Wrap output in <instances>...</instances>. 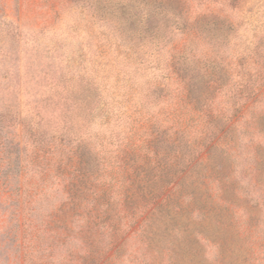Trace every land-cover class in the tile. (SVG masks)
Listing matches in <instances>:
<instances>
[{
    "label": "rangeland",
    "instance_id": "rangeland-1",
    "mask_svg": "<svg viewBox=\"0 0 264 264\" xmlns=\"http://www.w3.org/2000/svg\"><path fill=\"white\" fill-rule=\"evenodd\" d=\"M181 1L188 9L184 16L188 25L208 33L207 38L201 35L200 39L187 40V35L175 28L186 22L184 18L179 23L163 7L152 6L147 27L158 25L163 29L156 32V41L149 42L153 33L141 21L142 10L122 8L123 0H0V264H67L68 258L80 262L78 257L87 247L77 236L66 237L76 235L78 230L86 232V225L80 226L83 220L73 216L72 200H68L71 183H77L79 170L99 174L101 180L113 184L123 180L121 175H114L115 171L126 169L134 171L133 175L141 172L129 164L117 166L116 154L126 136L140 142L144 131L162 135V144L168 136H176L180 145H173L172 154L180 149L184 158L199 154L196 160L203 163L192 166L194 159L190 164L193 170L185 178L186 190L182 193L184 202L187 195L195 194L194 204L189 202V208L184 203L181 207L170 204V212L165 207L150 224H143L144 195L134 185L118 197L114 186L111 200H107L110 221L118 224L122 209L130 206L135 208L137 218L127 227L124 251L108 264L139 257L144 251L141 226L145 228L142 234H154L152 246L156 249L174 242L179 233L192 239L194 232H202L212 240H203L201 246L194 240H176L177 251L187 250L185 256L181 254V264H214L219 254L217 242L225 243L222 264H243L247 242L238 232L248 214L244 208L252 210L260 225L264 222L260 199L264 192L250 184L258 178L264 189V175L258 170H264V136L246 135L242 130L264 107V102L258 101L264 96V86L258 92V102L250 100L238 112L242 116L226 124V128L232 127L228 137L217 143L222 134L212 139L201 112L208 102L203 97L213 96L205 83L208 77L201 75L206 65L199 62L198 67L192 56L193 52L200 55L201 50H212L221 64L214 62L212 66L216 65L227 83L250 76L252 82L264 67V0ZM170 4L179 10L176 0H170ZM36 45L42 49L39 54ZM181 70L187 73L185 78L192 76L191 96L182 88L185 79L177 73ZM45 72L50 77L44 78ZM72 77L75 80H69ZM50 78L54 82L67 80L62 84L68 88L80 84L82 90L62 92L61 87L49 82ZM215 98V104L224 107L228 115L234 113L233 102L224 101L227 97L223 91ZM133 119L140 124L129 130ZM146 122H153L151 130ZM232 140H237L240 151L236 157L220 148L208 153L204 147L210 142L218 146ZM37 141L42 150L57 148L36 154ZM80 143L85 144L82 147L90 166H73L74 162L72 166H49L61 156L63 148L68 150ZM97 156H110L114 166L99 162ZM258 156L262 161L256 164ZM141 176L138 182L142 184ZM222 176L224 196L238 204L233 208L220 209L214 196L220 193L218 180ZM204 180L209 188L201 183ZM247 190L248 198L244 195ZM208 210L212 211L202 220ZM18 222L25 233L20 239ZM20 244L24 246L21 250ZM35 244L37 249H32ZM100 246L104 248L100 240L96 241L95 247ZM23 252L27 255L21 261ZM109 255H115L113 250Z\"/></svg>",
    "mask_w": 264,
    "mask_h": 264
},
{
    "label": "trees",
    "instance_id": "trees-1",
    "mask_svg": "<svg viewBox=\"0 0 264 264\" xmlns=\"http://www.w3.org/2000/svg\"><path fill=\"white\" fill-rule=\"evenodd\" d=\"M89 1L100 2V0ZM123 1L124 2H122V8H136L142 10L143 14L141 16V21L142 23L144 22L143 24L145 28H147L149 31L151 30L153 33L149 36V42L156 41L154 39L156 37V32L163 29L162 26L158 25H151L150 27H147L154 10L152 6L154 8L163 7L166 13H168V16L175 18L179 23H181L179 19L184 18L185 13L188 11V9L184 8L181 0H176L179 6V10H177L178 8L171 7L170 0ZM184 21H186L184 24H177L175 28L181 30L182 33L187 35V40L188 38L200 39L201 35H204L203 37L207 38L208 33L202 30L200 31V28H197L194 25H188V19L184 18ZM39 47L40 45H36L35 47L37 54H39L40 50L42 51V49H40ZM193 53L194 54L192 57L197 60L195 61L197 62L196 65L199 67V62H203L206 65L204 71L209 70L208 75L204 73V71L201 73V75L202 77H208L206 78L205 83L207 89L212 91L213 96L203 97V99L207 100L208 102L205 103V108L201 112H203V117L206 118L205 124L207 123L206 126L210 131V134L212 135V139L218 134H222V136L218 137V139L216 140V142L218 143L220 140L227 138L229 135L228 132L232 130V127L226 128V124L228 122H231L235 118V121L240 118L242 114L238 115V112H241L250 100H253V102H255L258 99V92L261 90V87L264 86V67L260 68L259 73L256 74L257 76L254 80H252V82L249 81V79H251L250 76V78H248L247 80H235L233 83L229 82V84L225 81L222 74H219V71L216 70L217 63L219 65L221 64L213 55L214 52L212 50H201L200 55L195 52ZM214 62H216V65L212 66ZM31 63L33 64L34 60ZM198 69L201 70V68ZM45 73L46 74L44 75V78L50 77V75L47 74L48 72ZM177 73L181 77V79H185V85L182 88L188 90V96H191V92L193 90L192 76L190 78H185L184 75H187V73L182 70L177 71ZM81 76L83 75L79 74V77ZM69 80L75 79L74 77H72ZM63 81L67 80L61 79L59 80V82H54V78H50L49 82L56 88L61 87L60 89L62 90V92H70L71 90L80 89L82 90L80 84L72 85L71 88H68L69 85L66 86L65 83L62 84ZM222 91L223 95L227 97V99H225L224 101L229 102L230 99V102H233L232 105L234 108V113H232L231 115H228L226 113V109H224V107H221L219 104H215V94H222ZM259 100L261 101L260 103H263L264 96L258 99V101ZM216 119L222 120L224 124L216 121ZM135 123L140 124V120L133 119L129 130H132L136 126ZM150 124H153V122H146V125L151 130L152 125ZM54 128L55 127H53V129ZM242 131L246 135L262 133L264 136V107H261L255 114H253L252 119L248 122L247 126L244 127ZM161 136L162 135L160 134L156 136L153 132L144 131L140 135V142H136V140H132L130 137L126 136V140L118 144L119 148L118 153L116 154V160L118 161L117 166H127V164H129L128 166H136L134 169L135 171H138L140 169L142 170L136 175H133L134 171L128 172L126 169L115 171L114 175H121V179H123L120 183L119 181L115 182V184L106 182L99 178V174L95 175L93 173L91 174L84 172L83 170H79L80 174L75 176L78 178L77 183H71L72 187L68 192V200H72V208L75 210L73 216H76L79 219L83 220V223L80 224V226L86 225L85 227H83L86 229V232L83 233L78 230L79 232L77 231L75 233L76 235H72L71 233V236L68 234L66 235V237L71 238L73 236V238H76L77 236L76 239L81 240L87 248L85 250V253L78 257V259L81 258L80 262H77L76 260L75 263L74 259L68 258L67 264H108L113 258L118 257V255H120L124 251V244L128 239V236L125 237L127 234V227H130L132 226V224L136 223L132 220L136 217L134 214L135 208L133 206H130L129 208H123L122 215L120 219H118V224H113L110 221L111 207L107 200H111L110 197L113 193L114 186H116L117 188L116 193L118 197H123V195L128 193L129 190H132L134 185L135 190L138 193L144 195V198H146V203L145 208L142 210L141 214L143 215L144 213H146V216L142 220L143 224H150V222L154 219V216H158L160 211H162L165 207L167 208V211L170 212V209L168 208L170 204L176 207H181L182 203H184L187 205V208H189V202V204L191 205L194 204L195 194H190L189 197L187 195L186 197L188 201L184 202L182 200V197H184L182 196V193L186 190L185 178L188 174H191L193 170V168H189V166H191L190 164H192L194 159H197L199 154H193L188 158H184V153L181 149L172 154L170 150L173 149V145L176 144L177 147L178 145H180L179 142H177V137H172L170 135L167 137V139H164L166 143L162 144L160 140H162L163 138ZM38 141L35 144L36 154H40L44 149H46L45 152H47V150L48 152H54V150L57 148L56 146H49L48 148H44L42 150L38 145ZM232 141L225 142L224 144L223 142H220V145L218 146L216 145V142H210L208 144H205L204 147H207L208 153L213 148H220L222 149V151L226 152V154L228 153L231 156L236 157L237 155H240V151L238 152V146H236L237 140L233 142ZM84 145L85 144L80 143L77 146H69L68 150L63 148V150L61 151V156H57L54 162H49V166H72L73 162V166H86L87 164L90 166V163H88L85 158V152L82 147ZM197 145H199V143ZM64 153H67L65 160L63 158ZM97 159L102 163L103 161H105L106 165L114 166V164L111 162L110 156H107L105 158L104 156L103 158L98 157ZM68 160L69 162H67ZM201 161L196 160L192 166L203 163ZM260 161H262V158L259 157L258 160L257 158L256 160H254V163L257 164ZM180 165L184 166V168L173 167ZM145 166L149 167L147 169H144ZM258 170L261 173L260 175H264V170H260L259 168ZM140 174L143 175L140 178V180L144 182L142 184L138 182ZM226 177V180H229L230 176L228 175ZM117 178H115V181ZM223 179L224 176H222V178L218 180L221 184L220 193L219 195L216 194L214 196H217V198L219 199L218 203L220 209L233 208V206H237L238 204H232L233 202L228 200L224 196L226 183L225 181L223 182ZM124 180H126L127 183ZM257 180H252L253 182L250 181V184H252L253 187H257L259 190H262L264 192V189L261 187L263 185L262 182L259 183ZM201 183H203L206 188H209L205 180ZM145 193L147 194V196L145 195ZM177 193H179V195H175L174 197V194ZM244 193V195L248 198L250 194L249 190L245 191ZM260 199L262 204L264 205V194L260 197ZM255 206H259V202L256 203ZM195 208L196 207H194L193 210H195ZM244 210L248 213L247 218L244 221L245 226L243 225L238 232L239 236H241V238L247 242V244H245L243 247V264H264V222L260 225L258 222V217H256L252 210L248 208H244ZM211 211L212 210L205 211L201 219L204 220V216H206ZM139 216L140 215H138V217ZM129 217H131V220L128 219ZM18 223L22 232L17 234V238L20 239L24 237L25 233L23 232L24 230H22L21 222ZM220 225L223 226L224 223L220 221ZM68 229L70 230V228ZM141 229H143L144 232V226L143 228L142 226L139 227V234L141 235V241L144 244V251L141 250L139 257H128L126 258V261L125 258H122L119 264H181V261L183 259L181 258V256L183 254L185 256L187 250L182 249L177 251L175 248L176 240L182 243L188 240H194L197 244H200V246L202 245L203 240L210 243L212 242V240H210L208 236H206L202 232H194L192 235V239L188 234L179 233L178 238H176L174 242H170L168 245H166V247L156 249L154 246H152L153 240H155L154 234H142ZM98 240L103 243L104 248L102 246H100L99 248L95 247V243ZM21 245L22 244H20V250L24 248V246ZM224 245V242H217L219 254L216 256L214 264L224 263L226 258V255L222 253V251L224 252ZM94 248H97L99 250ZM32 249H37V245L35 244ZM112 250L115 255H109V252ZM26 255V252L20 253L19 257H21V261L24 257H26Z\"/></svg>",
    "mask_w": 264,
    "mask_h": 264
}]
</instances>
